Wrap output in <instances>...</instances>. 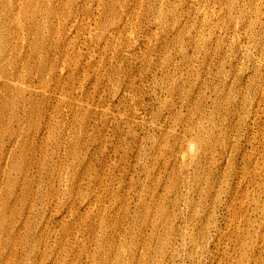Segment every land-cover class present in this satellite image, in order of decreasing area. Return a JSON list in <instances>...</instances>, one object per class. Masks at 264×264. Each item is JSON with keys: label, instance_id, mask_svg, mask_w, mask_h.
<instances>
[{"label": "rangeland", "instance_id": "1", "mask_svg": "<svg viewBox=\"0 0 264 264\" xmlns=\"http://www.w3.org/2000/svg\"><path fill=\"white\" fill-rule=\"evenodd\" d=\"M0 264H264V0H0Z\"/></svg>", "mask_w": 264, "mask_h": 264}, {"label": "bare ground", "instance_id": "2", "mask_svg": "<svg viewBox=\"0 0 264 264\" xmlns=\"http://www.w3.org/2000/svg\"><path fill=\"white\" fill-rule=\"evenodd\" d=\"M232 9V8H231ZM253 13V12H252ZM251 15V14H250ZM241 66V65H240ZM222 69H223V67H222ZM221 74V73H220ZM225 74V73H224ZM223 75V74H222ZM246 82V81H245ZM251 85V84H250ZM248 99V98H247ZM245 104V103H244ZM193 131V130H192ZM210 134H211V132H210V129L208 128V125H205V124H203V125H201V127H200V129L198 130V133H197V135H198V137L199 138H201V139H205L207 136L209 137L210 136ZM188 148H191V150L193 149V148H196V146H195V144H190L189 146H188ZM197 149V148H196ZM195 150V149H194ZM194 152V151H193ZM188 157V156H192L191 154H183V158L184 157ZM195 158V157H194ZM193 158V156L191 157V159H194ZM185 160H186V158H185ZM189 160H190V158H189ZM188 160V161H189ZM191 161H193V160H191Z\"/></svg>", "mask_w": 264, "mask_h": 264}]
</instances>
